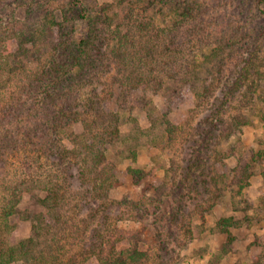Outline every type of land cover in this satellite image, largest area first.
Masks as SVG:
<instances>
[{"label":"trees","instance_id":"1","mask_svg":"<svg viewBox=\"0 0 264 264\" xmlns=\"http://www.w3.org/2000/svg\"><path fill=\"white\" fill-rule=\"evenodd\" d=\"M256 2L264 7V0ZM7 3L8 0H0V4ZM33 4L38 7L41 2ZM204 4L201 0H148L145 9L157 7L162 12L161 19L155 22L153 16L143 19L145 15H137L138 19L132 18L134 30L129 32L118 29L124 23L121 20L115 28L112 26L113 17L107 12L110 6L107 2L91 7L87 0H74L73 18L85 25L79 39L56 26L59 23L55 20L56 15L47 13L51 10L45 11L46 14L37 13L33 22L13 19L17 29L0 31V88L14 79L17 81L10 91L0 90L4 96L0 104V190L3 191L0 195V264L14 261L22 264H83L92 256L97 264H165L175 246L186 244V239L176 238L169 231L167 236L158 240L160 250L151 258L136 244L117 248L122 236L107 222L114 211L117 217L123 215L135 221L150 214L156 221L166 220L162 228L174 226L177 230L180 223L179 226L186 227V233L191 232L190 212L199 214L202 210L201 190L196 185L209 182V176L202 169L199 173L195 171L204 155L205 161L208 159L210 138L227 140L233 131L251 122L244 113L227 112L237 92L234 85H242L252 73L248 64L251 57L246 58L233 84L225 86L226 79H223L213 108L203 111L194 121L192 135L183 146L185 151L181 159L184 165L175 179V185L184 186V191L179 194L181 201L177 200L175 209L167 216L157 205L154 206L156 210L149 211L151 207L145 208L141 197L122 201L110 199L109 189L120 184L121 180L116 170L107 165L108 155L127 160L124 173L133 184H137L147 172L132 165L137 159L133 144L136 142L132 139L134 136L137 141L139 134H145L135 116L129 117L134 135L131 131L121 134L119 111L113 110L107 100H101L96 88L114 61L117 71L125 72L110 92L114 104L130 110V104H125L127 97L138 102L150 122L159 121L163 129L160 136L169 140L178 132L186 131L193 119L191 108L201 105L211 94L224 68L220 46L209 47L202 41L206 21L204 12L208 8ZM30 8L31 5L27 4L23 9L31 12ZM262 11L264 13V9ZM128 17L124 16L130 21ZM158 23L160 27L157 29ZM149 27L156 30L148 34L143 43H138L132 53L128 52L125 45L131 44V35L134 36V32L139 35V31H146ZM261 29L260 35H263L264 28ZM14 39L18 41L14 43L16 50L5 45ZM38 44L44 48L39 49ZM36 51L40 53L33 54ZM146 89L162 93L163 110L157 115ZM87 110L92 111L91 118L83 117ZM99 117L103 131L93 132L100 122ZM260 117L264 121V111ZM75 121H81L83 125L84 130L79 135L69 130ZM86 134H89L88 138ZM31 149L37 151L33 161L28 154ZM9 155L12 157L10 162ZM33 163L40 172H32ZM246 166L245 163L244 169ZM46 167L49 169L45 171ZM75 180L83 188L78 196L80 207L84 206L87 214L76 230L67 229L64 216L59 212L66 199L62 190ZM32 189L44 191L38 201L47 213L33 218L29 236L12 242L9 237L13 227L10 216L16 210L20 194ZM160 195L163 198L166 193L160 191ZM153 199L159 200V195ZM239 222V219L224 217L217 221L216 227L225 231L228 226H237ZM60 223L64 224L62 231L66 238H74L72 245L77 249L73 252L67 250L57 234L52 233L48 238L49 230ZM65 228L69 230L67 234ZM42 234L46 235L43 242L39 240ZM167 237L174 240H167Z\"/></svg>","mask_w":264,"mask_h":264},{"label":"rangeland","instance_id":"2","mask_svg":"<svg viewBox=\"0 0 264 264\" xmlns=\"http://www.w3.org/2000/svg\"><path fill=\"white\" fill-rule=\"evenodd\" d=\"M35 1L41 2L40 6L36 7L33 4ZM87 1L91 7L92 5L97 7L105 2L110 4L107 12L113 17L112 26L115 28L121 20L124 23L120 24L118 29L122 31L133 32L135 25L132 23V18L138 19L137 15H145L143 19L153 16L155 22H158L162 17V12L157 7L145 9L148 0ZM201 1L205 3L204 6L208 7L204 12L206 21L202 29L203 44L208 43L209 47L220 46L224 68L222 76L210 91L211 94L209 93L201 105L191 108L190 116L193 119L191 124L186 127V131L178 132L175 138L169 140L166 136H160L163 129L159 126V121L150 122L145 110L138 102L127 97L125 104H130V110L124 105L119 107L114 104L110 92L125 75L124 71H117L114 61L111 63V69L100 78L101 81L97 84L96 91L98 89L99 98L107 100L113 110L119 111L121 134L131 131V134L134 135V132L130 130L132 129L130 118L133 116L136 117L138 125L145 134V136L139 134L137 141L134 136L132 139L133 142H136L133 144L137 150V159L132 165L143 168L147 172L145 178L137 184H133L131 178L124 173L128 161L121 160V156L108 155L107 165L116 170L115 173L121 180L120 184L109 189L110 199L122 201L137 200L141 197L145 208L151 207L149 211L150 209L156 210L157 207L154 206L157 205L166 216L169 215L170 210L175 209L177 200L181 201L179 194L184 191V186L175 185V179L184 165L183 158L181 159L185 151L183 146L192 135L190 132L194 121L201 117L203 111H210L213 108L216 103L215 97L221 90L219 84L223 79H226L225 86L233 84L238 76V70L245 64L248 57H251L248 64L252 73L247 76L248 78L243 81L242 85L237 83L234 85L233 88H237V92L230 103L231 106L227 107V112L244 113L250 117L251 122L233 131L227 140H222V137L210 138L206 154L208 159L205 161L204 155V159L197 163L198 169L195 171L199 173L202 169L203 173L209 176V182L205 184L200 182L199 185H196L201 190L202 210L199 214L193 213L194 211L190 212L192 213L189 219L192 225L190 233H186V227L179 226L180 223H178L177 230L174 226L162 228V224L166 220L158 219L156 221L150 214L140 221H135L123 215L117 217L114 211L110 214L107 223L111 227L114 226L116 233L122 236L121 241L116 245L117 248L136 244L138 248L147 251L151 258L154 257L156 251L160 250L157 248L158 240L167 236L169 231L176 238L186 239L184 246H175L174 251L169 252L170 259L166 260L165 264H264V121L260 117L264 111V34L260 35L261 28H264V13L262 11L264 7L258 5L256 0ZM8 2L0 4V27H2L0 31H3L4 28L6 32L12 28L17 29L18 25L12 23L13 19L24 23L33 22L37 13L46 14L47 10H51L47 13L53 12L56 15L55 20L59 22L56 26L70 32V36L73 38L79 39L85 31V25L73 18L74 0H8ZM27 4L31 5L29 9L31 12L23 9ZM125 15L131 16V18L128 17L130 21L124 18ZM48 16L49 14L45 18ZM6 23L7 26H5ZM124 24L127 26L124 27ZM159 27L158 23L157 29ZM154 30L156 29L149 27L146 31H139V35L134 32V36L131 35V44H129L131 46L125 45L129 48L128 52L132 53L136 45L143 43L148 34L150 35ZM17 42L15 39L14 41L8 40L5 45L16 50L17 45L14 43ZM37 46L42 45L38 44ZM37 52L40 53L36 51L33 54H37ZM251 54L252 56H250ZM154 56L157 57L155 53ZM175 67L177 69L178 65ZM1 73L4 77L5 72ZM16 82L14 79L10 83H6L0 90L8 92L13 89ZM145 92L156 107L155 114H159L160 110H163L162 93L160 91L152 93L150 89H146ZM2 100H4V96L0 93V104ZM127 111H130L129 115ZM91 115L92 111L87 110L86 113H83L84 118L86 116L91 118ZM98 119L100 122L93 128V132L103 131L101 130L102 121L100 117ZM69 130L79 135L84 130L82 122L75 121L70 125ZM86 137L88 138L89 134H86ZM28 154L31 155L33 161V156L36 157L37 151L31 149ZM10 161H12V157L9 155L8 162ZM245 163L247 164L246 169H244ZM35 164L33 163L32 172L38 173L41 170L38 166L35 168ZM46 169L48 170L49 167L44 170L46 171ZM73 182L65 190H62L66 194V199L62 201L59 212L64 216L62 217L66 221L67 229L76 230L78 224L81 223L80 220L86 218L87 214L83 210L84 206L80 207L78 196L83 188L76 180ZM190 183H192V179ZM160 191L166 193L163 198ZM2 193L3 191L0 190V195ZM43 195L44 191L35 189L26 190L20 194L16 210L10 216L13 227L9 237L12 242L29 236L33 218L36 215L47 213L46 208L38 201ZM157 195L160 199H153ZM224 217L239 219V225L228 226L225 231H220L216 224L219 219ZM63 226L64 224L60 223L50 229L48 238L52 236V233L57 234V237H61L62 242L66 244L67 250L73 252L77 249V246L72 245L74 238L72 236L66 238L62 231ZM67 229L65 234L69 231ZM45 236L44 234L40 235L39 240L43 242ZM172 238L167 237V240ZM42 246L43 243L40 244V247ZM9 264L22 263L14 261ZM83 264H97V262L92 256Z\"/></svg>","mask_w":264,"mask_h":264}]
</instances>
